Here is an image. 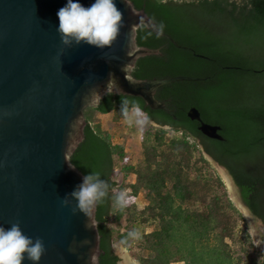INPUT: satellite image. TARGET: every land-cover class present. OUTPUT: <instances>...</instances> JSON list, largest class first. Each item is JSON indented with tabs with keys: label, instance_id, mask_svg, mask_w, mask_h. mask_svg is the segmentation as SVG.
Segmentation results:
<instances>
[{
	"label": "trees",
	"instance_id": "trees-1",
	"mask_svg": "<svg viewBox=\"0 0 264 264\" xmlns=\"http://www.w3.org/2000/svg\"><path fill=\"white\" fill-rule=\"evenodd\" d=\"M131 1L160 31L209 57H195L170 45L163 58H141L146 59L141 63L146 71L137 69L134 76H209L202 82H174L164 88L198 106L206 118L212 115L224 139L205 138L176 112L180 123L175 129H145L141 159L130 165L123 148L112 145L108 134L91 122L96 114L111 111L116 119L125 117L140 102L125 96L128 101L122 102L108 93L99 106L86 108L84 138L71 161L83 174H98L107 184L96 209L100 264H117L114 241L129 249L136 246L139 264H257L249 255L253 242L244 215L203 150L227 169L242 201L264 228V0ZM137 43L153 48L156 36L141 26ZM140 109L151 112L148 107ZM114 155L123 160L125 175H135L133 183L116 188L111 180ZM121 192L129 201L123 206L117 202ZM140 192L146 205L138 209ZM124 217L125 230L109 225L110 218L119 224ZM147 226L153 228L146 231Z\"/></svg>",
	"mask_w": 264,
	"mask_h": 264
},
{
	"label": "water",
	"instance_id": "water-1",
	"mask_svg": "<svg viewBox=\"0 0 264 264\" xmlns=\"http://www.w3.org/2000/svg\"><path fill=\"white\" fill-rule=\"evenodd\" d=\"M80 2L88 6L93 0ZM66 3L0 0V225L18 223L25 235L40 238L45 252L39 264H100L97 202L87 216L73 211L74 200L71 206L61 203L84 175L71 156L84 138L86 108L99 106L108 93L165 108L155 97L158 88L204 78L133 76L139 58L161 53L137 43L139 27L164 34L131 0H116L123 21L110 48L65 47L57 11ZM188 116L201 121L195 107ZM219 128L202 121L199 126L207 137L222 140Z\"/></svg>",
	"mask_w": 264,
	"mask_h": 264
},
{
	"label": "clouds",
	"instance_id": "clouds-1",
	"mask_svg": "<svg viewBox=\"0 0 264 264\" xmlns=\"http://www.w3.org/2000/svg\"><path fill=\"white\" fill-rule=\"evenodd\" d=\"M59 25L57 32L65 47L81 43L98 49L110 48L119 35L123 14L116 5V0H93L85 6L80 0H67L57 11ZM107 184L98 174L87 173L82 176L79 185L64 195L61 203L71 206L73 211L89 215V209L106 195ZM117 202L123 206L129 201L125 193L117 196ZM45 246L40 238L33 239L24 234L18 223L5 228L0 225V264H39Z\"/></svg>",
	"mask_w": 264,
	"mask_h": 264
},
{
	"label": "rangeland",
	"instance_id": "rangeland-1",
	"mask_svg": "<svg viewBox=\"0 0 264 264\" xmlns=\"http://www.w3.org/2000/svg\"><path fill=\"white\" fill-rule=\"evenodd\" d=\"M237 3H241L242 0H235ZM92 126H99L102 132L108 134L112 139V145L120 146L123 148L126 160L128 164L135 165L141 159V139L145 129L149 127L157 128L158 126L147 121V118L144 113L139 112V110L129 109L128 115L125 117H120L116 119V113L111 111L108 113H98L93 118L91 122ZM169 129V128H165ZM173 133L175 132L171 131ZM200 148H203L200 145ZM204 156L216 171V173L221 177L225 184L227 194L229 198L236 204V206L243 212L247 228L251 234L253 247L250 249V258H253L257 264H264V228L263 223L260 219L255 218L252 213L246 212L244 207V202L242 201L238 189L230 180V175L228 171L215 162L211 157H209L204 151ZM226 175L228 181L231 183V187L228 186L227 180L224 177ZM115 182L122 184H129L135 181V175L133 173L125 175L123 171V160L117 155H114V165H113V174ZM146 205V200L144 199L143 192H140L136 197V206L138 209L143 208ZM242 205V206H240ZM249 215V216H248ZM126 218H122L119 224L113 221V218H110L109 225L114 230H125L126 228ZM153 227H145L146 231H150ZM141 230V228L139 229ZM112 248L116 255L118 256V264H139L136 258V255L139 253V250L136 246L132 248H127L123 246L120 242L114 241ZM174 264H183L182 262Z\"/></svg>",
	"mask_w": 264,
	"mask_h": 264
},
{
	"label": "flooded vegetation",
	"instance_id": "flooded-vegetation-1",
	"mask_svg": "<svg viewBox=\"0 0 264 264\" xmlns=\"http://www.w3.org/2000/svg\"><path fill=\"white\" fill-rule=\"evenodd\" d=\"M154 21V20H153ZM155 22V21H154ZM157 25V24H156ZM141 27V26H140ZM139 27V28H140ZM158 27V26H157ZM160 30V29H159ZM148 31H150V30H148ZM151 32V31H150ZM162 32V31H161ZM152 33V32H151ZM164 35L163 36H158V35H155L154 33H152V34H154L155 36H156V43H155V46L153 47V48H159V50H160V54H158V55H155V56H160V57H164L165 56V49H167L168 47H170V45H173L174 47H177V48H179V49H182V50H186V51H188V52H190L191 53V55H193V56H195V57H200V58H205V59H209V57L207 56V55H205V54H203V53H199V52H197L193 47H191V46H188V45H184V44H181V43H179L177 40H175L172 36H170L168 33H166V32H162ZM171 39H173V40H175V42L180 46V47H178V46H176L172 41H171ZM144 46V45H143ZM147 47V46H146ZM146 57V56H145ZM145 57H141V58H145ZM141 58H139L138 60H137V62H136V65H135V67H134V69H133V71H132V74H133V72L135 71V70H137V69H142L143 71H146L145 69V67L143 68L142 66H141V63L142 62H145V60L146 59H141ZM141 59V60H140ZM133 76H134V74H133ZM186 76H192V75H186ZM135 77V76H134ZM196 77H203L204 79L203 80H199V81H189V82H202V81H205L206 79H208V77L209 76H196ZM136 78H138V77H136ZM152 78H157V77H152ZM152 78H146V77H144V78H141V79H152ZM177 82H181V81H177ZM183 82H185V80L183 81ZM166 86V85H165ZM112 94V96H113V99H115V100H117L118 98H119V100L120 101H128V100H126L123 96H125L126 98H132L136 103L137 102H140L139 104H141V106H139V105H137V104H135V105H133L132 107H131V109H135V110H142V109H140V108H142V107H148L150 110H151V112L150 113H147L146 111H143L142 110V112L145 114V116H146V118H147V121L148 122H150V123H152V124H154V125H156V126H160V127H163V128H169V129H173L174 128V126L175 125H178L179 123H180V120H179V118L177 117V115H176V112H181V113H183V115H185V117H187V119L191 122V123H193V124H195L196 125V128H197V130L201 133V135L202 136H204L205 138H208V139H213V140H219V139H214V138H210V137H207L206 135H204L200 130H199V126H200V124H201V121L202 122H205V123H208V124H212V125H217V126H219L220 128H219V130H218V133L222 136V134H221V129H222V127H221V125L219 124V123H217L216 121V119H214L213 117H212V115H209V117H208V115H207V118H206V116H205V114H203V112L199 109V107L198 106H196V105H194V104H191V103H188V102H183L181 99H178V98H176V97H174L173 95H172V93H169L165 88H164V86L163 87H160V88H158L157 89V91H156V93H155V97H156V99H158L159 101H162V102H164V104H165V108H157V109H152V108H150L149 106H147L146 104H145V102L143 101V99L142 98H140V97H138V96H131V95H125V94H117V93H111ZM121 96V97H120ZM104 99V98H103ZM102 99V100H103ZM132 99H130L129 101H131ZM102 100H101V102H102ZM137 100V101H136ZM134 101H131V102H134ZM101 102H100V104H101ZM99 104V105H100ZM192 107H195L198 111H199V113H200V119H201V121H199V120H197V119H192V118H190L189 116H188V111L190 110V108H192ZM152 116V117H150V119H148V116ZM175 129V128H174ZM223 137V136H222ZM202 137H200V139H201ZM224 139V138H223ZM222 139V140H223ZM197 141L199 142V139H197ZM201 147H202V145H201ZM203 148V147H202ZM204 151V150H203ZM205 152V151H204ZM206 153V152H205ZM209 157H211L208 153H206ZM212 158V157H211ZM213 159V158H212ZM214 160V159H213ZM215 161V160H214ZM215 162H217V161H215ZM218 163V162H217ZM219 164V163H218ZM219 165H221V164H219ZM222 167H224L223 165H221ZM225 168V167H224ZM226 169V168H225ZM227 170V169H226ZM112 174H113V172H112ZM228 174H229V172H228ZM230 175V174H229ZM230 180L231 181H233V179H232V177H231V175H230ZM111 180H113L114 182H115V180H114V178H113V176L111 175ZM233 183H234V181H233ZM235 184V183H234ZM120 186V184L119 183H117L116 182V188H118ZM236 186V185H235ZM237 187V186H236ZM237 189H238V187H237ZM238 192H239V189H238ZM240 193V192H239ZM240 195V194H239ZM245 204V203H244ZM246 206V205H245ZM247 207V206H246ZM248 208V207H247ZM249 212V211H248ZM114 253V255L115 256H117L116 255V253L115 252H113ZM118 257V256H117ZM119 260V259H118ZM118 260H117V264H118Z\"/></svg>",
	"mask_w": 264,
	"mask_h": 264
},
{
	"label": "bare ground",
	"instance_id": "bare-ground-1",
	"mask_svg": "<svg viewBox=\"0 0 264 264\" xmlns=\"http://www.w3.org/2000/svg\"><path fill=\"white\" fill-rule=\"evenodd\" d=\"M224 177H225V179L227 180V183H228V186L229 187H231V183L228 181V179H227V177H226V175L224 174ZM240 206H242V205H240ZM245 207V206H244ZM245 210H246V212H248V210L246 209V207H245ZM249 216V215H248ZM129 264H131V262H128Z\"/></svg>",
	"mask_w": 264,
	"mask_h": 264
}]
</instances>
